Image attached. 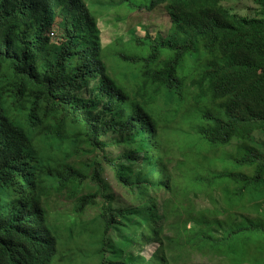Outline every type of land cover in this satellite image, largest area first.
Here are the masks:
<instances>
[{
    "label": "trees",
    "instance_id": "1",
    "mask_svg": "<svg viewBox=\"0 0 264 264\" xmlns=\"http://www.w3.org/2000/svg\"><path fill=\"white\" fill-rule=\"evenodd\" d=\"M154 1L166 3L175 30L168 39L131 38L121 84L108 71L86 0H0V264H30L31 223L26 230L22 223L34 210H50L53 226L46 218L42 230L54 249L32 264H264V0L218 12L236 28L242 61L228 67L207 57L190 71L183 47L202 38L204 24L196 31V14ZM181 70L197 74L200 98L223 102L222 119L160 93L164 75ZM160 97L189 112L196 141L242 142L230 171L193 177L219 189L214 209L182 201L179 179L190 161L159 126ZM67 198L73 213H55ZM143 244L155 247L151 259ZM198 255L203 260L193 263Z\"/></svg>",
    "mask_w": 264,
    "mask_h": 264
},
{
    "label": "clouds",
    "instance_id": "2",
    "mask_svg": "<svg viewBox=\"0 0 264 264\" xmlns=\"http://www.w3.org/2000/svg\"><path fill=\"white\" fill-rule=\"evenodd\" d=\"M90 1L97 2V0H90ZM102 1H112L111 2L112 6L109 7L108 9L99 8L100 12L95 13V16L98 19V23H99V19L103 18L106 14H108L110 10H115L116 20L120 21L121 25H124L127 28L130 27L129 30H132L134 27H137V25H139L132 23L134 14L141 11H149L146 8L147 0H145L144 3H141L140 2L141 0H121V2L126 3L127 7L121 5L119 0H102ZM173 1L180 7L191 12L192 14H196V25H195L196 31L201 23L204 24V33L202 38L199 40L195 38L192 44L185 45L183 47V50L186 52L185 61L187 63V67H190L188 65L187 59H189L192 62H195L196 64H200V62H202L200 58H202L205 60L207 65L208 62L207 57L212 58V56L216 53L219 56V50L228 44L230 37H232L233 40L231 42V48L227 54L231 53L232 55L229 56H231L233 60H229L227 57L221 59L219 56V61L218 60L217 61L229 67L236 64L239 60L240 61L243 60L240 58H242V56L245 54L244 51L241 50L239 47L238 49L235 46V43H237L236 28L225 24L223 20L219 17L216 7L217 4L215 0H206L208 7L203 8L201 10H190L189 6L183 3L181 0H173ZM131 2L133 3V6H131ZM155 6H157V8H155ZM160 8H163L167 13L168 7L165 2L161 4H157V1L154 0L151 1L152 11L159 10ZM167 16L170 19V24H171L170 27L165 32L158 31L155 33V34H161V36L165 37L166 39H168L171 36V33L175 30V25L173 23L171 14L167 13ZM99 28H100L101 42L103 47L105 48L103 55L104 61L107 64L108 71H109V65H111L112 67L126 65L127 63H124V60L125 61L131 60L132 58L122 53L128 51V49L132 44V41L130 40L128 42H124L122 38L115 40L113 42L114 52L112 54H108L106 52V47L104 45V41L102 38V28L100 24H99ZM213 37L219 38L222 41L219 42L218 40H215ZM144 38L135 36V40L143 41ZM144 53L146 54L145 51ZM189 53H191V56L189 55ZM117 56L121 57V64L118 63ZM129 71L130 69L128 68L125 72H121V73L116 70L115 75H111V74L110 75L114 78H117L121 84H125V75L128 74ZM189 71L185 73L183 72V70H181L180 71L181 75H177L175 73L173 76H171L167 72L162 78L161 83L159 84L160 93L166 95V93H170V91H174V85L183 82L185 84L186 92H184L182 96L179 94H175V98L177 101H182L188 106L194 105L195 107H198L197 110L210 112L211 116L215 117L216 119H222L224 112V110H222L223 102L221 103V101H217L216 98L211 100L210 102L206 101L203 98H200L199 97L200 91L198 90L196 84L194 83V81L197 79V74L190 73ZM184 76L188 77V79L184 80ZM135 82L136 81L133 78H131L130 82L128 83V90H130V88L133 86ZM168 96H172V95H168ZM157 103H158L157 104L158 107L162 110V112L163 113L166 112L163 115V117L159 119V126L165 127L168 133L173 136V141L177 153L179 155L186 156L190 161L189 169H187L184 176L179 179V184L181 186L180 192L182 196V201L188 203L189 199L187 198L190 197V199L194 203V208L196 210L205 211L207 209H214L215 201L213 197L215 193L220 192L219 189L215 190L214 184L211 186H206L205 183H202V181L199 178H198L199 180L198 182L200 184L197 185L193 177L196 176L203 178V180H206V179H211L213 175L216 173H223L230 171L231 158L234 157L235 152H238V149H240L241 147L239 143L242 142L235 140L233 141L232 147L234 146V143L237 144L235 146L236 148L235 152L232 150V147H228V148H226V146L212 147L210 144L200 143L196 141L197 139L195 133L191 129L192 121L188 111L187 112L183 111L180 107L170 103V101L168 100L167 101L164 100V98L162 97L158 98ZM171 108L176 109L177 112L170 114L169 110ZM173 122H177L176 123V125L178 126L177 129L169 127V125ZM145 135L147 139L148 137L147 129L145 131ZM94 153H95L94 155L95 157H97L102 163H105V159H104V157L106 156L105 153L101 151H94ZM188 188L190 189L188 190ZM215 196H218L220 198V201H222V193H219ZM199 201H204L205 203H200ZM54 212L59 213L55 211V207H54ZM74 217L77 219L78 223L84 224L88 222L84 218H82L83 215L74 214L72 218ZM46 218H48L49 223L53 226L50 210H48L47 216L39 210H34L31 212V219L29 221L25 220L22 223L23 230H26L28 225L31 223V229L29 230L31 231L30 264H32V262H34L35 260H41L44 257H47L54 249L53 241L50 238H48L43 233L42 230L43 223ZM192 224L194 225L193 222ZM147 245L149 244L142 245L143 256H145L144 248ZM152 247L154 248V252H155V247L154 246ZM154 252L151 257L154 256Z\"/></svg>",
    "mask_w": 264,
    "mask_h": 264
},
{
    "label": "rangeland",
    "instance_id": "3",
    "mask_svg": "<svg viewBox=\"0 0 264 264\" xmlns=\"http://www.w3.org/2000/svg\"><path fill=\"white\" fill-rule=\"evenodd\" d=\"M93 13H99L100 9L99 6H96L93 2L90 0H87ZM102 0H97V2ZM233 1V0H232ZM240 4H250L252 7H257L256 4L252 1H246V0H240ZM238 10L242 11L245 10L244 5H237ZM234 10V9H233ZM132 23L139 24L137 27H134L132 30H129L130 27H126L124 25L120 24V21L116 20V13L115 10H110L108 14H106L103 18L99 19V24L102 28V38L104 41V45L106 47V52L108 54H112L114 52V41L122 38L124 42H128L131 40V38H135V36H139L144 38L146 36V33H156L158 31L165 32L170 27V19L167 16L166 11L163 8H160L159 10L149 12V11H141L133 15ZM135 47H138L141 45V43H133ZM127 66H116L112 67L109 65V71L111 75H115V71L125 72L127 70ZM188 70H191L190 67H187ZM177 122H173L169 125V127L177 129L178 126L176 125ZM262 141L264 142V136H260ZM237 144L234 143V146L232 147V150L235 152ZM138 156V155H137ZM264 190V189H263ZM200 203H205L204 201H199ZM55 211L64 214L66 216L72 214L71 212V202L68 200H61L58 201L55 205ZM82 245L81 243L75 245V247L80 248ZM154 248L150 245H147L144 248V255L149 259L153 255ZM203 258L198 255L194 262L202 261Z\"/></svg>",
    "mask_w": 264,
    "mask_h": 264
},
{
    "label": "water",
    "instance_id": "4",
    "mask_svg": "<svg viewBox=\"0 0 264 264\" xmlns=\"http://www.w3.org/2000/svg\"><path fill=\"white\" fill-rule=\"evenodd\" d=\"M181 1H182L183 3H185V4H187V5L189 6L190 10H201V9H203V8L208 7V6H207V2H206V0H181ZM215 2H217V0H215ZM236 8L238 9L237 6H236ZM229 11H230L229 9H226V10H225V13H228ZM232 40H233V38L230 37V38H229V41H228V44H227L226 46L222 47V48L219 50V56H220L221 59H224V58L226 57L225 54H227L228 51L230 50ZM226 42H227V40H226ZM189 55L191 56V53H189ZM219 56H218V54L216 53V54H214V55L212 56V58L215 59V60H218V61H219ZM186 59H187V58H186ZM200 59H201V61H202V62H200V64H196L195 62H192V61H190L189 59H187V61H188V65H189V63H190V65H192V66H196V65L204 66V65H206L205 60L202 59V58H200ZM190 65H189V66H190ZM179 91H180V93H182V92H183V93L186 92L185 84H184L183 82H180V83L174 85V91H170L169 95H173V94H174V96H175V94H177V93L180 94ZM171 92H172V93H171ZM173 92H174V93H173ZM163 135H164V132L162 133V136H163Z\"/></svg>",
    "mask_w": 264,
    "mask_h": 264
},
{
    "label": "bare ground",
    "instance_id": "5",
    "mask_svg": "<svg viewBox=\"0 0 264 264\" xmlns=\"http://www.w3.org/2000/svg\"><path fill=\"white\" fill-rule=\"evenodd\" d=\"M239 1L240 0H233V1L232 0H217V3H216L217 4L216 5L217 12H224L225 13L226 9L233 11L234 7H236L237 5H244V4H240ZM246 8H248V7H246ZM180 67H181V65H180Z\"/></svg>",
    "mask_w": 264,
    "mask_h": 264
}]
</instances>
